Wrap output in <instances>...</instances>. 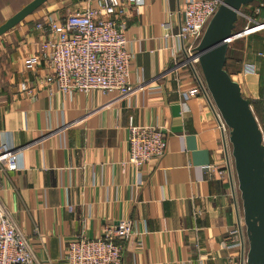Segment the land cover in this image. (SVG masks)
Segmentation results:
<instances>
[{
	"label": "crops",
	"instance_id": "crops-1",
	"mask_svg": "<svg viewBox=\"0 0 264 264\" xmlns=\"http://www.w3.org/2000/svg\"><path fill=\"white\" fill-rule=\"evenodd\" d=\"M32 1L0 0V26ZM188 1L144 0L122 20L134 54L132 87L174 65ZM96 6V0H50L0 38V145L25 149L20 170L1 175L0 200L45 264H63L70 241L99 239L123 220L134 233L122 242L124 264H243L242 250L228 247L231 230L244 221L237 176L234 169L221 174L225 149L211 101L184 96L196 87L188 70L129 96L62 94L45 83L44 63L31 64L46 40L36 24ZM249 15L264 21V5ZM244 54L243 95L260 114L264 31L247 37ZM246 64L257 74H243ZM22 83L30 93L20 91ZM130 118L166 134L165 155L145 170L124 165Z\"/></svg>",
	"mask_w": 264,
	"mask_h": 264
},
{
	"label": "built area",
	"instance_id": "built-area-1",
	"mask_svg": "<svg viewBox=\"0 0 264 264\" xmlns=\"http://www.w3.org/2000/svg\"><path fill=\"white\" fill-rule=\"evenodd\" d=\"M95 8L68 13L63 18L48 16L35 29L44 33L46 40L41 44L31 64L44 63L50 70L45 83L54 86L62 94L71 92H98L105 95L119 92L129 96L137 91L153 90L152 85L160 78L188 70L196 82V87L184 93L189 98L205 95L213 105L218 128L223 135L225 157L222 165L225 171L233 172L234 161L229 142V128L217 110L206 81L201 71L196 51L212 18L217 13L223 0H189L181 11V24L177 33L180 49L174 65L161 76L140 84L137 88L130 84V66L134 54L129 49L126 27L121 23L132 9L144 4V0H96ZM261 7L255 10L259 15ZM242 15V14H241ZM264 31V21L256 17H247L244 29L232 40L248 37ZM231 40V42H232ZM264 57V54H259ZM242 73L256 75L254 65L246 64ZM243 93V86L239 83ZM22 93H30L26 83L20 86ZM262 117L251 108L262 133L264 145V84L261 97ZM168 142L165 132L160 127L136 125L130 118L128 130V159L124 165H131L138 170L152 166L165 155ZM24 148L13 149L6 144L0 145V186L1 175L19 171L18 158ZM211 167H208V169ZM229 170V171H228ZM236 173V172H235ZM141 174V173H140ZM141 184V180H140ZM246 225L239 218L237 225L230 232V248H240L246 259ZM37 235L38 232H36ZM133 224L119 221L107 227L103 236L95 240L76 238L70 241L63 252V264H124L123 241L133 236ZM0 264H45L36 255L30 239L21 231L6 206L0 200Z\"/></svg>",
	"mask_w": 264,
	"mask_h": 264
},
{
	"label": "water",
	"instance_id": "water-1",
	"mask_svg": "<svg viewBox=\"0 0 264 264\" xmlns=\"http://www.w3.org/2000/svg\"><path fill=\"white\" fill-rule=\"evenodd\" d=\"M49 1L33 0L23 7L0 26V38ZM255 1L223 0L196 50L212 100L229 128L248 238L243 264H264V145L251 104L226 70V64L242 9Z\"/></svg>",
	"mask_w": 264,
	"mask_h": 264
},
{
	"label": "rangeland",
	"instance_id": "rangeland-1",
	"mask_svg": "<svg viewBox=\"0 0 264 264\" xmlns=\"http://www.w3.org/2000/svg\"><path fill=\"white\" fill-rule=\"evenodd\" d=\"M261 2V1H260ZM259 0H257L255 3H253V6L248 8V7H244L242 9V15L239 18V21L237 22L236 25V33L242 31L244 29V27L246 26V22H247V17H252V15H249L250 12L254 9L256 10L259 6L260 3ZM247 37L244 38H239L236 40H232V42H230V49H229V60L227 61V70L228 73L231 75L233 81L237 82V83H242L245 84V79L244 77L239 75V72L242 69V66L245 62V54H244V48H245V41H246ZM264 80V76L262 78L261 81ZM262 84V82L260 83V85ZM264 84V81H263ZM254 110L256 112L257 115H259V117H262V113L259 114V108L254 105Z\"/></svg>",
	"mask_w": 264,
	"mask_h": 264
},
{
	"label": "trees",
	"instance_id": "trees-1",
	"mask_svg": "<svg viewBox=\"0 0 264 264\" xmlns=\"http://www.w3.org/2000/svg\"><path fill=\"white\" fill-rule=\"evenodd\" d=\"M261 1V2H260ZM256 2V1H255ZM254 2V3H255ZM259 4H263L264 5V0H259ZM250 5H253V4H250ZM249 5V6H250ZM249 6H246V7H249ZM235 33H236V30H235ZM229 60V51H228V56H227V61ZM228 63V62H227ZM227 67H228V65L226 64V70H227ZM228 71V70H227ZM250 102V104H252L253 105V102H251V101H249Z\"/></svg>",
	"mask_w": 264,
	"mask_h": 264
}]
</instances>
